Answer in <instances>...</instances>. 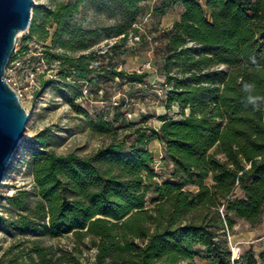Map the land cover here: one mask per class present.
<instances>
[{
	"label": "trees",
	"instance_id": "obj_1",
	"mask_svg": "<svg viewBox=\"0 0 264 264\" xmlns=\"http://www.w3.org/2000/svg\"><path fill=\"white\" fill-rule=\"evenodd\" d=\"M48 1L35 7L22 50L41 44L34 62L56 73L39 78L41 89L76 106L107 84L145 83L147 73L119 70L113 60L151 41L136 26L149 0ZM89 5L117 22L85 26L79 16ZM177 6L183 13L163 32L159 69L166 109L177 107L178 118L166 113L154 130L99 116L90 128L111 141L90 156L59 154L49 130L37 134L27 162L33 189L18 188L0 212V231L15 239L0 264H58L65 256L40 239L71 234L92 238L99 264H197L201 250L203 264H264V251L235 259L227 238L232 216L255 227L264 214V101L254 111L243 91L254 83L264 96V0H165L153 14ZM130 36L140 41L130 46ZM104 43L109 49L97 50ZM154 140L173 168L170 179L158 180Z\"/></svg>",
	"mask_w": 264,
	"mask_h": 264
},
{
	"label": "rangeland",
	"instance_id": "obj_2",
	"mask_svg": "<svg viewBox=\"0 0 264 264\" xmlns=\"http://www.w3.org/2000/svg\"><path fill=\"white\" fill-rule=\"evenodd\" d=\"M165 0H149L142 4L141 14L137 21L142 35L151 37V41L143 42L134 50L115 57L113 62L119 70L129 73H147L143 84L115 83L107 84L105 90L98 95L80 98L73 106L69 99L53 88L41 89L39 78L55 77V72L48 70L45 64L37 65L34 62L37 53L42 51V45L36 41L27 44L29 51L22 53L23 40L28 36V31L22 33L17 40L14 55L18 57L9 63L6 79L18 92L22 105L30 115L25 131L24 140L20 143L18 151L7 168L5 179L0 187V212L5 213L7 198L12 196L18 188L33 189V176L27 168V162L31 155L33 139L44 130L53 134V150L59 154L75 152L81 156H90L98 149L111 141L110 136H104L93 132L91 122H96L99 116H105L109 121L114 114L125 119L130 124H142L143 126L158 130L162 124L161 117L166 113L170 117L178 118V108L172 111L166 109L165 79L159 66L162 57L163 32L170 29L177 22L183 9L181 6L173 7L162 17H155L153 10L160 7ZM36 7L49 5L48 0H35ZM205 4L206 0H201ZM35 9V8H34ZM79 20L85 26H108L117 22L114 15L105 8H95L92 5L85 7L79 16ZM112 42L110 43V45ZM130 46L131 43L129 42ZM109 46L104 43L97 50L106 52ZM21 52V53H20ZM108 61H104L106 65ZM37 71V85H31L30 74ZM117 108H120L117 111ZM84 110L86 115L81 113ZM129 115H132L130 117ZM150 148L156 157L155 170L158 180L170 179L173 168L169 161H164V148L160 141L154 140ZM189 191L196 188L189 186ZM153 194H149L148 207L151 208ZM236 198L242 199L240 190L236 191ZM8 216V214H7ZM234 226L227 230V238L233 257L238 259L248 251L256 255L264 251V214L259 225L252 227L246 221L232 216ZM15 239L8 237L0 231V259L3 253L10 247ZM40 242L53 248L57 257L65 256L58 264H99L98 250L94 247L91 237L78 238L74 235L50 238H41ZM235 249L237 253L235 254ZM197 259V264H203L202 258ZM105 264H113L108 260Z\"/></svg>",
	"mask_w": 264,
	"mask_h": 264
},
{
	"label": "water",
	"instance_id": "obj_3",
	"mask_svg": "<svg viewBox=\"0 0 264 264\" xmlns=\"http://www.w3.org/2000/svg\"><path fill=\"white\" fill-rule=\"evenodd\" d=\"M35 7V0H0V187L30 117L6 74L18 37L31 27Z\"/></svg>",
	"mask_w": 264,
	"mask_h": 264
},
{
	"label": "clouds",
	"instance_id": "obj_4",
	"mask_svg": "<svg viewBox=\"0 0 264 264\" xmlns=\"http://www.w3.org/2000/svg\"><path fill=\"white\" fill-rule=\"evenodd\" d=\"M252 62L253 63L256 62L254 58H253ZM255 89H256V86L254 83L245 82L243 84L244 93H251L249 95H246V97H245L246 104L248 106H251L254 111L261 109V107L258 105L257 102L258 101H264V96L257 95Z\"/></svg>",
	"mask_w": 264,
	"mask_h": 264
},
{
	"label": "built area",
	"instance_id": "obj_5",
	"mask_svg": "<svg viewBox=\"0 0 264 264\" xmlns=\"http://www.w3.org/2000/svg\"><path fill=\"white\" fill-rule=\"evenodd\" d=\"M139 41H140V38L139 37L130 36V43H131V45H135ZM37 82H38L37 75H36V73L32 72L30 74V83H31L32 86L33 85L36 86L37 85ZM129 116L132 117V115H129ZM161 158H163V155L161 156Z\"/></svg>",
	"mask_w": 264,
	"mask_h": 264
},
{
	"label": "bare ground",
	"instance_id": "obj_6",
	"mask_svg": "<svg viewBox=\"0 0 264 264\" xmlns=\"http://www.w3.org/2000/svg\"><path fill=\"white\" fill-rule=\"evenodd\" d=\"M237 253V249H235V254Z\"/></svg>",
	"mask_w": 264,
	"mask_h": 264
}]
</instances>
